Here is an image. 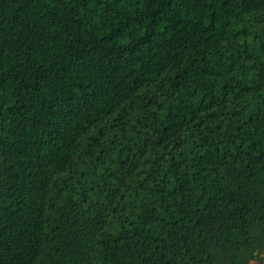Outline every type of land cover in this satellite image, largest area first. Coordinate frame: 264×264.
Instances as JSON below:
<instances>
[{"label":"trees","instance_id":"16d2710c","mask_svg":"<svg viewBox=\"0 0 264 264\" xmlns=\"http://www.w3.org/2000/svg\"><path fill=\"white\" fill-rule=\"evenodd\" d=\"M264 264V0H0V264Z\"/></svg>","mask_w":264,"mask_h":264},{"label":"rangeland","instance_id":"374dc122","mask_svg":"<svg viewBox=\"0 0 264 264\" xmlns=\"http://www.w3.org/2000/svg\"><path fill=\"white\" fill-rule=\"evenodd\" d=\"M251 264H255V263H251Z\"/></svg>","mask_w":264,"mask_h":264}]
</instances>
